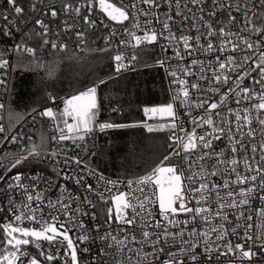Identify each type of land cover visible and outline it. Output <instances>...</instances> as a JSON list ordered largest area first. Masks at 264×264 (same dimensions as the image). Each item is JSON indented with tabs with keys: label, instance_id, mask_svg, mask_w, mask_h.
<instances>
[{
	"label": "built area",
	"instance_id": "obj_1",
	"mask_svg": "<svg viewBox=\"0 0 264 264\" xmlns=\"http://www.w3.org/2000/svg\"><path fill=\"white\" fill-rule=\"evenodd\" d=\"M111 2L126 7L130 19L123 24L110 21L99 11L98 5L89 13L88 0H31L30 7L35 13L31 27L35 32V38L41 41L32 40L31 45H27L26 38H30V35L25 34V30L20 33L19 28L11 32L10 28L22 21L25 11L23 1L16 0V6L24 9L23 13L17 16L7 0H0V32L3 34L0 35V59L8 61L7 66L0 68V81H2L0 105H3V108H0V126L4 128V131L0 132V226L9 222L16 223L14 217L21 212L25 215L30 214L29 209L23 207L30 203V207L36 209L34 213L36 221L25 219L20 226L38 229L42 222H54L59 229L60 225H64L76 245L79 264H167L173 254L176 257L174 264L181 260L184 264H254V262L261 264L264 262V254H258L249 261L240 257L239 250L228 252L226 244L230 242L233 248L237 243L251 245L252 241L245 239V231L255 236L260 232L261 224H264L256 211L264 208V201L259 199V195L264 194L259 188L261 173L249 172L244 168V159L247 158L253 169L257 167L264 169V160L260 159L261 155H264L260 148L261 143H264V126L259 123V119H264V111L257 112L254 108V105L260 102L258 97L264 94V81L256 83L261 81L256 64L261 53H264V33L255 31L256 28H264V3L262 0H198L197 3H193L192 0H156L155 5L143 4L140 0H111ZM133 3L136 5L135 8L131 7ZM65 5H71V8L66 10ZM78 7L81 10L80 15L75 12ZM53 10L57 12L55 17L51 15ZM133 14L139 17V29L132 27ZM4 16H8L7 21ZM84 16L94 19L96 24H86L83 20ZM167 17H171L167 22L176 39H165L169 33L163 29L162 22ZM37 19L47 25V32L36 24ZM208 24L211 28L207 26ZM147 29H154L158 34L163 32V36L158 35L155 43H142L134 47L135 41L131 40L126 30L135 31L136 35L142 36ZM220 29L232 35H221ZM210 31L213 32L211 36L208 35ZM181 36L192 38L190 49H184L179 39ZM197 36L200 37L199 41L196 40ZM91 39L100 47L107 46L112 49L111 62L115 75L128 74L152 66L160 69L168 94V103H174L179 113L177 128L168 130V139L172 147L167 155L170 159L166 164H183L185 175L196 173L197 182L193 183L192 187H199L201 180L209 185L207 200L202 201L200 205H196L195 200H192L188 203L189 207H208L212 213L222 211L227 215V221L214 218L211 214H208V223L200 216L192 221L193 213H179L172 217L180 222L174 226L160 216L158 203H153L152 216H148L147 212H139L138 208L139 214L136 215L133 224L117 222L111 197L120 192L131 194L135 190L134 195L142 199L139 186L133 183L129 188L128 181L115 180L92 169L88 164L91 153L88 136L84 141H60L56 125L64 127V117L61 112H55V123L39 115L49 107L62 108L63 100L92 86L67 97L52 99L36 113L17 124H10L7 121L4 115V99L10 73L9 54L35 57L39 53L38 45L42 42L51 49L80 51ZM46 40L49 42L45 43ZM121 40L128 43L121 44ZM52 43L57 47L53 48ZM208 43L213 45L212 49H208ZM249 43L253 45L252 48L247 47ZM17 45L21 46L19 50L16 48ZM61 45L65 47L61 48ZM26 48L34 51L29 53ZM221 48L224 50L221 51ZM177 50L181 54L179 58L176 56ZM116 55H122L124 57L122 63L126 65L119 72L116 71L117 61L114 59ZM133 56L136 57L135 60L132 59ZM155 56L158 57V61L154 64L150 63ZM228 56L234 58L231 63L227 62ZM245 57L248 59L245 60ZM193 60L198 63L193 65ZM160 61L164 62L163 66ZM220 62L227 63V67L220 69ZM185 70L190 74L186 75ZM172 71L177 73L176 77L170 75ZM245 73L249 74L245 75ZM215 75L221 76L219 82L216 81ZM225 75L228 76L227 82H224ZM242 75L244 79L237 87L238 77ZM180 79L185 80L186 83L180 85L178 83ZM192 84H197L198 87L192 88ZM182 87L189 91L186 105L181 104L184 100L183 96L173 100ZM244 87L252 89V93L249 94L250 99L243 98L245 94L241 90ZM237 92L241 95L237 96ZM222 96L226 97L223 103H221ZM212 103H217L219 106L207 111ZM198 105L202 106L198 107ZM244 108L249 109L252 123L248 125L240 121L237 130L238 122L234 113L239 111L243 115ZM208 116L213 119L215 127L224 129L223 133L213 132L212 126L204 124L200 119ZM193 118L196 119V124L191 122ZM171 122L169 117L151 113L146 115L144 112V120L140 125L145 127L144 125L147 124L156 128ZM40 124L48 133L46 141H39L35 135L40 129ZM181 125L185 131L180 130ZM193 129L197 135H205L207 139H211L212 147L209 149L198 147L192 153H184L175 137H183L185 132H191ZM229 129H231L232 141L228 139ZM249 131L253 133L252 136L247 135ZM215 136H220V139H215ZM13 137L15 140L12 139ZM34 145L38 147L39 155L29 156L28 153ZM253 145L256 146L255 152L252 151ZM233 146L237 148L235 153L231 151ZM177 152L180 155H176ZM221 152L223 155H220ZM53 153L56 155L54 156ZM204 153L208 155L205 156ZM182 156H188L189 159L182 161ZM201 156L203 159H200ZM23 157L27 159H22ZM233 158L239 161L238 165L230 163ZM18 159L21 163L16 164L15 161ZM76 159L82 162L77 164ZM189 163L192 164L191 169L188 168ZM234 167L241 175H256L257 180L249 181L244 185L233 183L236 180V172L232 171ZM213 171L216 175H211ZM17 176L20 177L19 180H16ZM101 176L104 177L103 180L100 179ZM77 179H80V183L76 182ZM226 180L229 181V188L223 187ZM108 181L118 183L114 186ZM189 183L185 182V188ZM89 185L92 186V191L87 190ZM212 185L218 187L212 191ZM250 186H256V193L250 197L247 205L237 208L225 206L222 210L219 208L221 203L228 205L232 200L239 203L241 199L238 195L239 190ZM229 191L233 192L232 197L227 195ZM100 193L105 197L104 200L100 199ZM37 194L41 197L39 201L35 199ZM28 195L33 196V201L27 200ZM196 195L199 198L200 194ZM85 198L92 201V204L89 205ZM132 202L136 203L135 200ZM109 208L113 209L112 219L108 216ZM125 211L127 218L131 219L132 210L129 208ZM241 212L243 216H240ZM248 215L253 217L252 221L244 219ZM185 220H189V223H182ZM157 221L159 227L156 226ZM246 223H252L254 227L236 228L237 224ZM221 224L228 229V232L223 239L217 240L216 236L222 231L219 228ZM212 227H217L218 231L212 232ZM193 228L196 229L197 235H190ZM233 228H236L235 233L231 231ZM165 229L175 235L165 238ZM0 230L3 231L2 227ZM144 231L150 233L147 239L143 236ZM181 232H183L182 236ZM203 232H208V237H204ZM85 235L88 239L81 241L79 237ZM41 245L46 255L51 253L57 258L47 261L43 256H39L41 249L36 248L34 244L23 246L22 250L37 256L41 264H71V257L67 255L70 250L66 248V242L49 244L42 241ZM9 250L10 248L7 249ZM254 251L259 253V249ZM5 252L0 250L1 255ZM193 254L197 256L196 261L191 259Z\"/></svg>",
	"mask_w": 264,
	"mask_h": 264
},
{
	"label": "snow or ice",
	"instance_id": "obj_2",
	"mask_svg": "<svg viewBox=\"0 0 264 264\" xmlns=\"http://www.w3.org/2000/svg\"><path fill=\"white\" fill-rule=\"evenodd\" d=\"M141 3L143 4H148V5H155L156 0H140ZM193 3H197L198 0H192ZM7 3L13 7L14 12L19 16L20 14L23 13L24 9L16 6V0H7ZM262 3H264V0H262ZM98 5L99 11L102 12L110 21H115L119 24H123L124 21H128L130 19V14L127 10L126 7L124 6H117L116 3L111 2V0H88V9L89 13L92 12L93 8H95ZM132 8H135L136 5L133 3L131 5ZM179 7V5H177ZM35 8V6H33ZM71 5H65V9H70ZM80 8H76L75 12L77 15H80ZM51 15L53 17L57 16V12L55 10L51 11ZM144 15H148V13H144ZM5 21L8 20V16H4ZM171 19V17H167L162 23H163V29L166 30L169 35L165 37V39L168 40H173L176 39L174 34L172 33L168 20ZM234 19V18H233ZM83 20L86 24L90 25H95L96 21L94 19H90L89 16H84ZM133 24L132 27L134 29H139L140 28V23H139V17L133 14ZM159 22V21H158ZM145 23L150 24L151 21H145ZM250 23V21H249ZM36 24L40 25L45 29V32H47V25L44 24V22L40 19L36 20ZM209 28H211V25H207ZM255 31L257 33H264V28H256ZM127 34L131 37V40L135 41V44L133 45L134 47L140 46L142 43H155L158 39L159 36H163V32L157 33L154 29H147L144 30L142 36L136 35L135 31H127ZM221 35H227L230 36L232 33H225L224 29L219 30ZM9 34V33H6ZM115 34V33H113ZM82 35V34H78ZM209 36L213 35V32L208 33ZM180 41L183 43V47L185 50L190 49L192 45L190 44V40L192 39L189 36H181ZM200 37L197 36L196 40L199 41ZM49 41H45V43H48ZM247 43V41L245 40ZM128 41L121 40V44H126ZM20 45H17L16 48L17 50L20 49ZM52 47L55 48L57 45L55 43H52ZM61 48L65 47L64 45L60 46ZM208 49H212L213 45L211 43H208L207 45ZM248 48H252V44H247ZM27 52L32 53L34 50L31 48H26L25 49ZM221 51L224 49L221 48ZM233 50H235V46H233ZM180 52L179 50L176 51V56L179 58L180 57ZM115 61H117L116 65V71L119 72L122 69L126 67L122 61L124 60V57L122 55H116L114 57ZM133 60L136 59L135 56L132 57ZM219 60V58H217ZM232 56L227 57V62L231 63L233 61ZM248 57H245V60H247ZM161 66H163V61L159 62ZM198 61L193 60L192 64L195 65L197 64ZM8 61L0 59V68L7 66ZM227 67V63L225 62H220L219 63V68L220 69H225ZM256 68L259 69L260 75H261V81H256V83H261L264 81V53H261L259 62L256 64ZM185 74H190L185 70ZM249 73H245V75H248ZM170 75L172 77H176L177 73L175 71L170 72ZM215 79L217 82L221 80L220 75H215ZM244 79V76H239L238 77V82H237V87H239V83L242 82ZM228 76H224V82H227ZM177 82V81H174ZM2 83V81H0ZM103 83V81H101ZM178 83L180 85H184L186 83L185 80L180 79L178 80ZM192 88H197V84H192ZM231 90V87H230ZM245 95L244 99H250V95L252 93V89L248 87H244L241 90ZM237 96H240L241 93L237 92ZM180 96L184 97V100L181 101V104L186 105L187 100L189 97V91L187 88H181L177 95L173 97V100H178ZM226 97L222 96L221 97V103H223L224 99ZM259 103H256L254 105V108L257 110V112L264 111V94H261L259 97ZM239 102V101H238ZM202 106V105H198ZM219 105L217 103H212L209 106V109L207 111L214 110L218 107ZM0 108H3V105H0ZM61 112L63 117H64V127H60L59 125H56L57 131L59 132V140L60 141H66V140H72L75 142L76 140L84 141L85 138L93 133V131L96 128H99L100 131H103L105 129L109 128H121V127H126V126H135V125H119V124H113V123H108V122H102V123H97V117L99 114V102L97 98V87L92 86L87 88L86 90L71 96L70 98H67L63 100V106L60 109H55L53 107H49L44 109L42 112L39 113L40 116L45 117L49 119L50 121H53L55 123V112ZM144 112L146 115L149 113L153 115H159L161 117H169L171 118V123L168 125H159L158 129H154L153 126L145 124L144 126L148 129L149 132L154 131V130H162L164 127H170L171 129H176L177 128V118L179 113L177 112L176 108L174 107V103H167L158 107H152V108H145ZM244 114L241 115L239 111L235 112V120L238 122V128L239 130V122L244 121L246 124L251 125L252 120L250 119L249 116V109L244 108L243 109ZM204 124H207L209 126H212V131L213 132H220L223 133L224 129L223 128H217L214 126V121L213 119L208 116L207 118L201 117L200 118ZM193 124H196V119L193 118L191 121ZM260 125L264 126V119H259ZM199 126V125H198ZM181 131H185L183 126L181 125L180 128ZM4 128L3 126H0V132H3ZM231 129H229V134H228V139L230 141L233 140V137L231 136ZM252 132L249 131L247 133L248 136H252ZM211 135V134H209ZM215 139H220V136H215ZM15 140V137L12 138ZM53 139H56V137H53ZM175 140L179 143V146L182 147L184 153H192L194 152L198 147H202L203 149H209L212 147V140L207 139L205 135H197L195 132V129H193L191 132H185V136L180 137L177 136L175 137ZM261 151L264 152V143H261L260 145ZM231 151L235 153L237 151V148L233 146L231 148ZM252 151H256V146H252ZM29 156H34V155H39L37 152L36 146L34 145L28 153ZM55 156L56 153H53ZM176 155H180L179 152L176 153ZM204 155H208V153H204ZM220 155H223V152L220 153ZM22 159H27V157H23ZM170 157L165 156L164 160L160 162L150 173H147L141 177H138L135 181L129 180L128 186L129 188L132 187L133 183H135L138 187V190L142 194V199L140 197H136L134 195L135 190L130 193H125V192H120L118 195H113L111 197V200L115 206V219L119 223H127L129 225L133 224L135 222L136 215H138L137 209L139 208V212H147L148 216H152L151 212V205L153 203H158L159 206V214L161 217H163L164 220L168 221L170 224H173L174 226L177 223H180L179 221H176L172 219V217H175L179 213H193V216L191 217L192 221H195L198 216L202 217V219L208 223L209 222V215L211 214L212 217L214 218H220L224 221H227L228 217L227 215L223 214L222 211H216L215 213L211 212V209L208 207H203V206H196V207H189L188 203L192 200H195L196 205H200L202 201L207 200V193L209 192V185L203 180L199 182V187H192L193 183H196V173H192L191 175H185V171L183 168V164L180 165H170L166 164V161H168ZM189 159L188 156H182L181 160L182 161H187ZM200 159H203V156L200 157ZM261 160H264V155H261L260 157ZM75 162L77 164H80L82 161L79 159H76ZM223 162V161H221ZM16 164L21 163V160L18 159L15 161ZM230 163L232 165H238L239 161L235 158L231 159ZM15 166V165H13ZM188 168H192V164H188ZM244 168L249 171V172H256V173H261V178L259 181V188L262 193H264V169H261L260 167H257L253 169L251 167V164L249 163L248 159H244ZM233 172H236V168L234 167L232 169ZM211 175H216V172L213 171ZM20 177L17 176L16 180H19ZM101 180L104 179L103 176L100 177ZM257 176L256 175H241V173L236 172V180L233 182L237 185H244L248 183L249 181H256ZM188 181L190 182L185 188V182ZM77 183H80V179H77ZM108 183L112 185H116L118 182L116 181H108ZM218 186L217 185H212V191H214ZM224 188H229L230 184L229 181H225L223 184ZM88 191H92V186H88ZM110 191V190H109ZM256 193V186H250L247 188H241L239 190L238 195L241 197L239 200V203H237L236 200H232L228 205H225L221 203L219 205V208L222 210L225 206L230 207V208H237L239 206L247 205L249 203L250 197L253 196V194ZM196 194H200L199 198H197ZM131 195V199H129V196ZM218 195V194H217ZM229 197L233 196V192L229 191L227 193ZM100 199L104 200L105 197L103 196L102 193L99 194ZM35 199L39 201L41 199L40 195L37 194ZM219 199V195H218ZM259 199L261 201H264V194L259 195ZM27 200L29 202L33 201V196L28 195ZM86 202L91 205L92 201L87 200L85 198ZM132 200H135L136 203H133ZM23 207L29 209L28 215H25L24 212H21L18 215H15L14 220L16 223H5L2 226V230L4 233V241L3 243L7 247H11L14 249L13 251H7V254L0 255V264H41V261L37 258V256H32L29 252L22 250V246L29 245V244H34L36 248L41 249L39 252V256H43L47 261H52L57 258L56 255H53L51 253H48L47 255L45 254L41 242H48L49 244H54V243H61L63 244L66 242V248L70 250L67 252V255H70L71 257V264H79L78 257H77V248L76 245L74 244L73 240L69 237L68 235V229L64 227V225H60V228L58 229L56 227V224L53 223H48V222H42L40 224V227L37 228H28V227H23L20 226L21 222L24 221L25 219L30 220V221H36V216H35V211L36 209H33L30 207V203L24 205ZM67 207V206H65ZM131 209L133 216L131 219L127 218V213L126 209ZM79 211V209H77ZM257 214L258 217L264 221V208L257 209ZM205 214V215H202ZM244 214L241 212L240 216H243ZM108 216L109 219H112L113 217V209L109 208L108 209ZM55 220V218H53ZM246 221H252L253 217L251 215H248L244 217ZM182 223L188 224L189 220H185ZM156 226L159 227V221L156 222ZM81 227L83 225L81 224ZM239 227H245L246 229H252L254 225L252 223H246L245 225H240L237 224L236 228ZM219 228L222 229L220 233L216 236L217 240L223 239L224 235L227 234L228 229L224 227L223 224L219 225ZM236 228H233L231 231L235 233ZM60 229H63L61 231ZM212 232H217L218 229L217 227H212L211 228ZM150 233L147 231L143 232V236L145 239L149 237ZM169 235H175L168 233L167 230L165 229L164 231V236L165 238ZM180 235H183V232L180 233ZM190 235H197L196 229L193 228L192 232ZM202 235L204 237H208L209 233L208 232H203ZM62 237V239H60ZM79 239L81 241L87 240L88 237L85 236H80ZM135 239V237H133ZM245 239L246 241H252L251 245L245 244H240L237 243L235 247L231 245L230 242L226 244L227 251L228 252H234L235 250H239L240 257L242 259H247L249 261L253 260V257L257 256L258 254H264V224H261L260 226V232L258 234L250 235L247 231H245ZM259 242V243H258ZM187 243V241H185ZM194 247L195 245H191ZM254 249H259V253L257 251H254ZM84 251H87V249H84ZM181 251H184V249H181ZM191 259L193 261L197 260V256L193 254L191 256ZM174 261H176L175 254L172 255V259H170L167 264H174ZM177 264H184V261H178ZM255 264V262H254ZM261 264H264V262H261Z\"/></svg>",
	"mask_w": 264,
	"mask_h": 264
},
{
	"label": "trees",
	"instance_id": "obj_3",
	"mask_svg": "<svg viewBox=\"0 0 264 264\" xmlns=\"http://www.w3.org/2000/svg\"><path fill=\"white\" fill-rule=\"evenodd\" d=\"M21 1L25 8L22 21L10 28L11 32L17 28L20 33L25 30V34L30 35V38H26V44L31 45L32 40L41 39L35 38L31 27L35 15L30 7L31 0ZM0 35L3 36L1 32ZM95 44L91 39L83 49L77 51L51 49L42 42L35 57L9 54L11 64L4 115L10 124H17L52 99H59L55 98L56 95L67 97L88 86H96L99 102L97 123L135 126L103 131L96 128L87 137L91 143L88 164L106 177L136 180L160 164L172 147L167 130L149 132L140 125L144 120L145 108L166 102L164 78L155 67L115 75L111 62L112 49ZM47 134L46 128L40 124L35 134L37 139L46 141ZM3 235L0 230V250L7 251Z\"/></svg>",
	"mask_w": 264,
	"mask_h": 264
},
{
	"label": "rangeland",
	"instance_id": "obj_4",
	"mask_svg": "<svg viewBox=\"0 0 264 264\" xmlns=\"http://www.w3.org/2000/svg\"><path fill=\"white\" fill-rule=\"evenodd\" d=\"M158 61V57L157 56H155L153 59H152V61L150 62V63H152V64H154V63H156ZM152 67H155V68H158V67H156V66H152ZM159 69V68H158ZM160 70V69H159ZM165 93H166V102L165 103H162V104H160V105H157V106H161V105H164V104H167L168 103V94H167V91H166V89H165ZM55 98H60V95H56L55 96ZM154 129H158V127H156V128H154ZM163 129H165V130H170L171 128L170 127H164ZM97 130H99V128H97ZM115 207V206H114ZM4 236V235H3ZM25 246H28V245H25ZM23 247V246H22ZM5 248H6V246H5ZM7 248H10V250L9 251H13L14 249H12L10 246L9 247H7ZM5 254H7V251L5 252ZM1 255V254H0ZM77 257H78V254H77Z\"/></svg>",
	"mask_w": 264,
	"mask_h": 264
}]
</instances>
